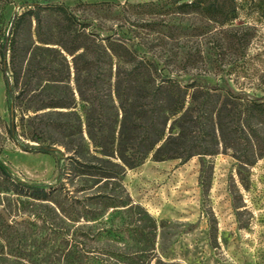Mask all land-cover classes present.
<instances>
[{
	"label": "rangeland",
	"instance_id": "374dc122",
	"mask_svg": "<svg viewBox=\"0 0 264 264\" xmlns=\"http://www.w3.org/2000/svg\"><path fill=\"white\" fill-rule=\"evenodd\" d=\"M33 3L41 5L42 20L39 29L32 21L19 36L31 84L18 95L15 109L9 107L0 72V165L19 181L58 188L54 199L61 210L10 192L0 178V210L8 216L6 222L0 214V223L11 225L0 227V233L21 235L24 258L17 264H85L86 248L98 244L90 237L98 230V206L81 201L78 209L69 208L68 198L83 200L102 182L58 175L56 161L68 155L59 145L63 137L43 128L48 115L70 118L75 125L89 113L76 94L71 56H66L67 76L61 59L43 50H58V45L38 42L64 43L68 38L60 35L55 16L48 15V4L64 6L88 26L86 31L119 38L162 74L184 82L192 74L195 83L229 86L264 103V0H235L237 16L227 22L195 12L181 14L174 0H0V21L6 25L12 15L34 8ZM98 88L107 97L109 85L98 83ZM71 100L70 109H39ZM250 123L256 129L253 149L264 155V113ZM48 145L46 152H37ZM244 145L235 144L236 150L220 145L214 155H195L184 162L148 157L125 170L123 196L158 226L157 255L181 264H264V156L241 163L237 155L245 152ZM6 264L16 263L9 258Z\"/></svg>",
	"mask_w": 264,
	"mask_h": 264
},
{
	"label": "trees",
	"instance_id": "16d2710c",
	"mask_svg": "<svg viewBox=\"0 0 264 264\" xmlns=\"http://www.w3.org/2000/svg\"><path fill=\"white\" fill-rule=\"evenodd\" d=\"M174 3H178L176 8L181 14L195 12L209 20L227 22L237 16L235 0H174ZM32 5L34 8L12 15L6 25L0 21V72L10 109L19 106L15 100L31 84L29 63L23 64L25 51L19 36L32 21L39 29L41 5ZM46 10L48 15L55 16L60 35L68 38L64 43L44 39L38 42L58 45V50L48 47L43 50L61 59L67 76L70 71L66 56H71L76 94L89 109L83 121L78 120L75 125L68 121L70 118L61 121L47 116L43 128L46 133L55 131L62 135L59 145L68 154L63 161L57 159V172L62 176L69 174L73 179L102 182L83 200L68 198L69 208H77L81 201L98 206V230L90 236L98 244L86 248L85 264H181L156 254L158 226L142 207L125 199L122 175L148 157L153 161L184 162L195 155H214L220 145L236 150L235 144L240 142H244L245 152L237 158L243 164L252 163V158L264 156L253 149L256 129L250 123L252 117L264 113V103L229 86L195 83L192 74L186 82L170 77L169 73L162 74L153 61L136 57L135 51L119 38L99 37L86 31L88 26L64 6L48 4ZM98 83L109 85L107 97L100 94ZM15 91L17 95H13ZM71 105L72 100L56 101L39 109H70ZM230 133L232 136L228 138ZM49 148L50 145L41 146L36 150L46 152ZM0 178L14 194L57 204L54 197L59 190L55 186L19 181L1 165ZM56 208L61 210L57 205ZM88 210L94 218L93 210ZM0 225L4 230L11 228L3 220ZM9 236L0 233V264H6L9 258L17 264L24 258L21 235Z\"/></svg>",
	"mask_w": 264,
	"mask_h": 264
},
{
	"label": "water",
	"instance_id": "95a60500",
	"mask_svg": "<svg viewBox=\"0 0 264 264\" xmlns=\"http://www.w3.org/2000/svg\"><path fill=\"white\" fill-rule=\"evenodd\" d=\"M0 214L2 215L4 221L8 222V216L3 210H0Z\"/></svg>",
	"mask_w": 264,
	"mask_h": 264
}]
</instances>
